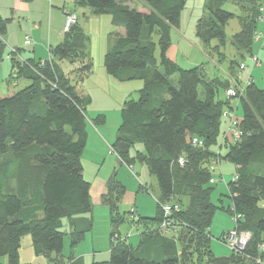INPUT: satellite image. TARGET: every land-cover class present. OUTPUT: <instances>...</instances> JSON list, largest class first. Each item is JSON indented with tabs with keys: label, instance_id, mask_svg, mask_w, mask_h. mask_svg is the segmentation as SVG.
Here are the masks:
<instances>
[{
	"label": "trees",
	"instance_id": "1",
	"mask_svg": "<svg viewBox=\"0 0 264 264\" xmlns=\"http://www.w3.org/2000/svg\"><path fill=\"white\" fill-rule=\"evenodd\" d=\"M132 1L76 0V6L108 14L114 25L123 28V34L111 37L103 66L119 82L141 81L142 88L136 99L124 103L110 147L120 163L131 167L130 149L137 143L143 145L145 154L138 153L136 158L156 179V215L144 218L129 211L128 222L140 227L142 239L141 247L132 249L128 235L117 231L125 221L117 212L123 186L112 174L101 197L112 225L110 258L91 264H194V254L196 264H264V89L252 79L238 101L224 95L226 89L239 85V65H248V58L255 55L252 44L262 20L260 1L205 0V15L197 20L195 34L208 57L211 53L225 57L221 52L226 44L225 26L233 18L238 21V30L229 41L232 59L226 73L217 66L213 73L204 64L183 69L168 58L170 31L179 28L187 0H135L140 9ZM226 2L237 5V15L223 9ZM6 24L0 16V37ZM87 41L77 22L45 61L21 60L16 49L17 57L9 58L14 79H26L29 85L8 87L14 81L11 74L6 91L0 88V259L5 258L6 264H21L20 240L25 235L33 254L43 257L46 264H81L73 257L65 258L62 250L63 223H70L71 247L92 227L90 221L73 222L76 216L92 211L90 183L83 179L81 163L87 140L86 101L58 62L77 63L73 74L82 80L93 68ZM213 42L216 45L211 48ZM2 47L0 40V52ZM225 110L235 112L241 132L237 140L225 137ZM223 120L226 128L221 132ZM193 138L202 144H192ZM179 157L186 161L182 167L177 164ZM225 158L236 166L232 179L223 180L232 202L227 212L240 215L234 228L251 237L241 251L214 258L209 251V227L218 208L210 195L211 186L216 185L213 173L223 179L219 165ZM164 205L178 209L167 217L171 227L161 232Z\"/></svg>",
	"mask_w": 264,
	"mask_h": 264
},
{
	"label": "rangeland",
	"instance_id": "2",
	"mask_svg": "<svg viewBox=\"0 0 264 264\" xmlns=\"http://www.w3.org/2000/svg\"><path fill=\"white\" fill-rule=\"evenodd\" d=\"M194 1L196 4H194ZM198 1L199 0H188V7L191 9H187L184 11L183 19L188 20L191 17V22H194V20H197L200 17V9L198 8ZM131 5L136 6L140 9L141 4L139 2H136L133 0L131 2ZM193 6H196L195 9H192ZM223 9L236 14L239 12V9L237 5H235L232 2H226L223 4ZM73 11V10H72ZM75 12V11H74ZM76 13V12H75ZM77 16V22L83 29V32L87 35L88 41H87V49L92 57L93 62V69L94 72L92 75H90L89 80L86 81V88L89 90L87 92V95L89 96L90 102L87 106L89 108L93 109L95 107L99 108H108V102L104 98L105 93L101 91L102 87H99L98 90L92 86H89L91 82L97 84V85H103L102 84V67H103V58L106 52V44H105V50L103 51V45H104V39L106 38L104 36L105 33L108 35L109 33H115V31L119 28L118 25H114L111 20L108 22H103L100 20H95L94 16H84L80 13L76 14ZM192 15V16H191ZM199 16V17H196ZM79 17V19H78ZM197 18V19H196ZM102 19V18H99ZM111 19V18H110ZM193 27V23L190 25V28ZM77 28H74L70 33H74ZM238 30V21L236 18H233L230 20L226 26H225V36H226V44L221 49V52L224 54L225 57L219 55H215L211 53V57H208V53L206 50H203L202 44L199 42V47L197 45H191L200 53L196 52L198 55V61L199 63H196L197 65L204 64L207 68H209L213 73L214 70L217 69L219 71L226 72L228 71V63L230 61L231 55H232V49L229 44V41L231 39V36L235 34ZM102 36V40L98 44L99 36ZM156 42L155 37L153 38ZM157 43V42H156ZM258 41H253V46L258 47ZM101 45V47L99 46ZM216 45L215 42L211 43L209 46L212 48ZM92 49V50H91ZM203 51V53H202ZM210 52V50H208ZM262 53L259 54L258 58L260 61V65L256 66L251 69V77L253 79V84L258 87L259 89H264V48L261 50ZM156 55L159 54L158 47L155 50ZM18 54V51H17ZM207 54V55H206ZM253 54H256L253 52ZM16 56V54L9 52L8 57ZM197 58V56H196ZM5 55L3 56L4 63L0 65V88L3 92L7 89V83L5 82V79L9 75V63L8 60H6ZM220 65H216L218 63ZM217 66V67H216ZM248 66L251 68V65L248 63ZM64 69L65 67L62 66ZM104 68V67H103ZM105 71V68H104ZM212 73V74H213ZM238 75V74H237ZM15 75H11V79H14ZM141 81H129L127 83H139ZM16 85V79H14L13 82H11L8 87L13 88V86ZM130 87V86H129ZM127 88V90H132V88ZM15 89L16 86L14 87ZM103 88H107V85L103 86ZM240 114V110L237 111V115ZM89 146L84 149L81 157V162L83 165V178L85 180H89L90 183V199L93 206V210L91 213H89V221L91 222V233H86L84 239L76 245L77 248H70V230H68V224L63 228L65 235H64V253L65 256H68L70 253H72V257L81 254V253H87V252H98V257H95V260H92V257L88 256L84 258L83 264H91L93 261H99V262H106L110 258V254L106 253V255L100 254L101 252L108 249V236L110 234V218L108 219V210L106 206L102 203L101 200V194L103 193V182L106 181V179L109 177V175L113 174L115 179L123 186V194L122 197L117 205V212L119 214V218L122 219L125 218L124 222H120V224L117 226V231L120 235H125L126 233L132 231H135L134 225H131L130 222H128V218H130L129 211L130 209H135L141 216H144L146 218H153L156 215V203L154 200V195L158 192V186L156 179L153 176L149 175L148 168L144 162H140L136 155L140 153L141 155H144V147L142 144H135L129 151V156L133 160L130 161L132 163L131 168L129 166H126L125 164L118 162L116 157L114 155H108L107 162L104 163V165L101 163L99 166L96 165L95 162L89 159V152H88ZM223 157L227 156V152L223 149L222 150ZM9 160L11 158H8ZM89 159V160H88ZM116 162V164H115ZM103 165V167H102ZM125 165V166H123ZM216 165V164H215ZM220 170L222 172V180H219L216 176V173H213V179L215 180L214 186H211V201L213 204L218 208L212 218L210 227H209V235H210V241H209V251L211 255L214 258H228L232 251L231 249L222 241L223 236L229 232L231 229L234 228L235 223L232 220V215L227 212V208L232 205V202L228 196V191L225 188V183H228L234 174H236V166L230 162L228 158H225L220 163ZM218 168V167H217ZM262 169L264 171V165L262 166ZM224 180V181H223ZM142 183V185H139V182ZM14 184V183H12ZM16 186H14L15 188ZM144 187L147 189V191L144 190ZM150 192L152 194H150ZM157 195V194H156ZM133 209V210H134ZM91 214V215H90ZM135 214V213H134ZM80 217V216H76ZM117 218V216H115ZM250 225H245V228L247 230H251ZM140 230V227L137 226V230ZM130 230V231H129ZM256 236V235H255ZM259 237L256 236V240H258ZM93 246V248H92ZM26 246L21 250V261L22 262H28L27 260L30 259L31 264H46V260L43 257L34 258V256H29V253L26 251ZM76 249V250H75ZM208 250V246L206 248ZM76 251V252H75ZM75 253V254H74ZM92 254V253H90ZM207 254V253H206ZM73 257V258H74ZM69 258V257H68ZM97 258V259H96ZM198 256L197 254H194L192 257V262L194 264L197 263ZM204 260V259H202ZM239 263V262H238ZM0 264H6V259L2 258L0 259ZM240 264V263H239Z\"/></svg>",
	"mask_w": 264,
	"mask_h": 264
},
{
	"label": "crops",
	"instance_id": "3",
	"mask_svg": "<svg viewBox=\"0 0 264 264\" xmlns=\"http://www.w3.org/2000/svg\"><path fill=\"white\" fill-rule=\"evenodd\" d=\"M259 1L261 5L262 20L257 23L256 30L259 33H264V0H259ZM194 4H196L195 1ZM204 4H205V0H199L197 5L198 8H196V6H193L192 9L195 8L200 9L199 11L201 13L200 17L199 16L196 17L201 18L203 15H205ZM187 9H191L190 7H188V0L186 1L185 8L180 14L179 28L172 29L170 31V45L167 50L168 58L183 69L197 66L196 63H199L198 61L200 60V58L198 59V55L196 54V52L198 51L194 48V46L199 43L195 34V25L199 18L198 19L196 18L197 20H194V22H191V17L187 21L184 20L183 14L184 11ZM67 10H73L76 12V14L81 12V14L84 16H89V15L94 16V18H96L95 20H98L99 22L100 20L103 22L104 21L108 22L111 20L110 19L111 17L108 14H96L93 10L89 8H82L80 6H76V0H0V16L3 19L7 20L6 32L3 36L0 37V40L3 42V47L1 48V52H0V65L4 63L3 60L4 55L9 63L10 73L8 77L5 79L6 83L10 75L13 73L11 62L8 57L10 48L16 49L18 51L17 55L21 60H30L33 62L45 61L49 57L50 50H52L56 45L61 43L64 38V34H65L63 32L64 13ZM192 23H193V27L190 28V25ZM106 34L107 33L104 34L106 38L104 39L103 51L105 50V44H106V52H107L111 42V37L114 35L123 34V28L119 26V28L115 31V33H109L108 35ZM27 37L30 39V44L28 46H25L24 41ZM101 40H102V36L100 34L98 44L100 43ZM256 41L259 42L258 47L253 46V52L256 53L255 55H257L258 57L259 54L262 53L261 50L264 48V38H260L259 40ZM191 45L194 46L192 47ZM99 46L101 47V45ZM197 47H199V44ZM86 53L88 54L92 62V57L87 47H86ZM155 58L156 59L158 58L156 52H155ZM58 66L64 72V74L69 76V79L71 80V84L75 86V90L77 94L84 101H86L84 108H85V117H86L87 140L84 149L86 150V148L89 146L88 149L89 159L90 160L93 159L92 161L95 162L97 166H99L101 163L104 165V163L107 162L108 160L107 158L108 155H110L108 154V146H112V144L114 143L118 133L119 126L121 124L120 111L124 103H126L131 99L137 98L139 91L142 88V82L139 83L119 82L115 78L109 76L106 73V71H104L103 68L104 66H103L102 67L103 85L101 84L97 85L91 82L89 86H91L92 84V86H94L97 90L99 87H102L101 91L105 93L104 98L108 102L109 106L108 108L95 107L91 109L89 108V106H87L90 102V99L89 96L87 95V92H89V90H87L85 84L86 81L89 80L88 77H90V75L93 74L94 69L92 68V72L89 73L88 75H85L82 80H77L75 75L73 74V71L78 67L77 63L70 64L67 61H60L58 62ZM62 66H64L65 69ZM105 83L107 85V88H103ZM16 85L17 88L20 89L25 86H28L29 81L20 78L17 79ZM129 86L132 88V90H127ZM222 122L223 123L221 125V132L225 131L226 128L225 120H223ZM82 176H83V171H82ZM111 176L112 175L110 174L109 177L106 179V181L103 182L104 191L101 194V197L105 192L106 182ZM139 185H142V183L139 182ZM106 208L108 210V219H109L110 218L109 209L107 206ZM92 210H93V206H92ZM134 211H135V215H137L138 217H144L141 216V214H139L135 209ZM87 221H89V214L82 215L79 218L73 220L75 224L86 223ZM109 223L110 222H108V224ZM67 224L68 227H70L69 221L63 223V227H65ZM134 228L135 231L129 230L130 232L126 233L125 235L126 236L128 235L127 242L132 247V249H137L141 247L142 239L140 235L141 234L140 230H137V227ZM68 230L71 231L70 228H68ZM109 230L111 233L112 225H110ZM91 231L92 230H90V232L88 233H91ZM108 244H109L108 249L101 252L100 254L103 253L102 255H106V253H110L109 252L110 234L108 236ZM25 246H26L25 249L29 253V256H31V258L32 256H34V258H38L33 254L30 238L28 235L22 236L20 240L19 261L21 264H31L32 260L30 259H28L27 260L28 262L25 263L21 261V250ZM74 247L77 248L76 246ZM74 247H71L70 245V248H74ZM96 253L98 254V252L91 251L87 253H81L73 257L74 259H78L80 263L83 264L85 256L86 257L91 256L92 260H95V257H98ZM62 255L65 258L72 257V253H70L68 256H65L66 254L64 253V245H63Z\"/></svg>",
	"mask_w": 264,
	"mask_h": 264
},
{
	"label": "built area",
	"instance_id": "4",
	"mask_svg": "<svg viewBox=\"0 0 264 264\" xmlns=\"http://www.w3.org/2000/svg\"><path fill=\"white\" fill-rule=\"evenodd\" d=\"M76 23H77L76 13L72 10L65 11L63 32L67 33L74 25H76ZM260 38H264V34L255 33V40H259ZM29 44H30V39L27 37L24 41V45L28 46ZM10 52L16 54L13 48H10ZM248 63L251 65V68L245 63H241L239 65L238 75H237L239 79V85L237 86V88L229 87L228 89L225 90L224 95L227 99L238 101L239 97L243 94L245 87L252 80L251 69L260 65L257 55H253L249 57ZM223 117L227 120L225 137L226 135H228L232 140H237L241 136V132L238 129V120L235 115V112L233 110H225L223 112ZM192 144H202V143L198 142L195 138H193ZM108 154L110 155L113 154V150L110 146H108ZM185 162H186L185 159L181 157H179L177 160V164L181 167L185 165ZM209 182L212 183V180ZM177 209H178L177 205L162 206L164 219L163 221H161V224L159 226L161 232H164L169 227H171V222L168 221L167 217H169L173 211H177ZM130 211L132 213L134 212L133 209H131ZM239 218L240 215L232 216V220L234 222L237 221V219ZM248 239H249L248 232L237 231L235 228L231 229L223 237L224 243L231 249L232 252L241 251L243 247L247 244Z\"/></svg>",
	"mask_w": 264,
	"mask_h": 264
},
{
	"label": "bare ground",
	"instance_id": "5",
	"mask_svg": "<svg viewBox=\"0 0 264 264\" xmlns=\"http://www.w3.org/2000/svg\"><path fill=\"white\" fill-rule=\"evenodd\" d=\"M250 237H251V235L249 234V239H248V241L250 240ZM128 243V242H127ZM248 243V242H247Z\"/></svg>",
	"mask_w": 264,
	"mask_h": 264
}]
</instances>
